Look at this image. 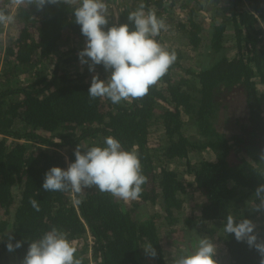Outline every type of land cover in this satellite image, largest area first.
Segmentation results:
<instances>
[{
  "label": "trees",
  "instance_id": "16d2710c",
  "mask_svg": "<svg viewBox=\"0 0 264 264\" xmlns=\"http://www.w3.org/2000/svg\"><path fill=\"white\" fill-rule=\"evenodd\" d=\"M121 1L105 30L132 28L127 16L143 3L167 25L156 39L176 60L142 99L113 104L88 95L92 76L105 80L110 73L80 63L86 38L71 6L38 11L0 0L15 13L10 33L0 25V264H22L31 241L52 227L68 234L82 264H171V252L174 258L180 250L171 237L192 221L209 228L204 232L216 245L217 264H260L257 250L225 233L224 225L228 216L249 219L257 242H264V211L252 207L264 184V160L252 156L264 151V0ZM177 4L188 10L186 20L171 17ZM206 8L208 27L197 12ZM200 47L206 50L196 52ZM192 55L208 64L184 67ZM232 123L237 129H225ZM108 136L124 150L138 149L147 177L138 200L93 187L83 189L76 206L71 192L42 188L46 171L74 162L77 145L103 147ZM191 190L203 196L195 210L187 201ZM9 236L22 246L8 251ZM149 242L154 258L143 249Z\"/></svg>",
  "mask_w": 264,
  "mask_h": 264
},
{
  "label": "clouds",
  "instance_id": "9594fccd",
  "mask_svg": "<svg viewBox=\"0 0 264 264\" xmlns=\"http://www.w3.org/2000/svg\"><path fill=\"white\" fill-rule=\"evenodd\" d=\"M61 3L73 8L75 22L86 38L84 49L78 53L80 63L87 64L90 72L96 65H102L110 73L105 80L92 76L88 88L90 99L107 98L113 104L142 99L175 62V51L156 39L161 30H167V25L156 16L154 9L145 10L143 3L127 16L132 28L129 23H122L105 30L109 16L105 0H10V5L17 8L34 5L38 11L46 5ZM8 8L0 7V25L15 23V13ZM104 145L87 148L77 145L74 162L69 163L66 170L54 166L46 171L42 188L47 192H71L76 206L82 203L78 196L84 193L83 189L93 187L124 201L138 200L142 185L147 182L138 149L124 150L120 141L112 136L104 139ZM260 159L264 160V151ZM255 196L259 204L253 202V209L264 211V184L256 188ZM30 204L36 211L40 210L37 200L30 199ZM255 227L249 219L237 222L233 216H228L224 232L254 247L261 257L260 264H264V242H257ZM67 235L52 227L41 238L31 241L22 264H82L75 255L77 248ZM12 239L9 236L6 244L10 252L22 246L21 241L13 244ZM143 249L150 257L157 254L151 242ZM215 255L216 245L203 237L191 250L185 248L181 255L172 258L171 264H217Z\"/></svg>",
  "mask_w": 264,
  "mask_h": 264
},
{
  "label": "rangeland",
  "instance_id": "374dc122",
  "mask_svg": "<svg viewBox=\"0 0 264 264\" xmlns=\"http://www.w3.org/2000/svg\"><path fill=\"white\" fill-rule=\"evenodd\" d=\"M105 2L108 6L109 14L112 15L113 17L116 16L118 14L120 6L122 5V1L121 0H105ZM127 2L129 3V0H127ZM190 2H192V0H187V3H190ZM125 3H126V0H125ZM13 7H14V5H13ZM207 9L208 8H206L205 12H200L199 9L197 11L200 15L199 18L206 21V27L209 26V23L211 21L210 9H208V10ZM187 11H188L187 9H185V8L179 6V4H177L173 8V11H172L173 14L171 17H173L174 19L176 18V19L186 20L188 18V12ZM4 27H5V31L7 33L11 32L10 27L8 25H4ZM163 40L165 41L166 38H163ZM178 46L181 48L182 51L186 52V47H184V45L179 43ZM205 50L206 49H204V47H200L196 52L202 53ZM187 54L191 55L192 53L190 54L187 52ZM231 54H232V51L228 50V55H231ZM192 58H193V60L191 62L190 61H184L183 62L184 67H187L188 65L201 66L202 63L204 65L208 64V60L206 58H200V57H197L196 55H192ZM201 155L205 158L213 159V157L209 151H204V153H202ZM202 156H199L198 158H201ZM196 158H197V156L195 157V160H196ZM184 163H185L184 161H179L177 165H178V167L183 169ZM191 191H192L191 194L187 197V201L191 205L190 209L195 210L196 204H197V199H201V198H203V196L201 193L197 192L196 190H191ZM188 215H190V214H188ZM194 215L195 216L198 215V212H194ZM253 220H255V218H253ZM205 229H209V228L206 227V228L202 229V228H200V225L198 223H195L192 221L190 223V225L187 226V230L184 233H182V234L179 233V235H173L171 237V244L176 245L178 248H180V250L176 251V254L174 256L176 257V256L181 255L185 248H188L189 250H191L194 247V245H196V243L199 241V239H201L203 237L208 238L209 235L207 232H204ZM171 256L173 258L172 252H171ZM144 262H145V264H147V263L152 264L147 259Z\"/></svg>",
  "mask_w": 264,
  "mask_h": 264
},
{
  "label": "crops",
  "instance_id": "0c3cea01",
  "mask_svg": "<svg viewBox=\"0 0 264 264\" xmlns=\"http://www.w3.org/2000/svg\"><path fill=\"white\" fill-rule=\"evenodd\" d=\"M257 88H258L259 90H262V89H263V86H262V85H258ZM233 127L237 128L233 123L230 124V125L227 124V126H225V129H227L228 131H232V132H233V130H232ZM242 146H243V145H242ZM251 154H252V153H251ZM260 154H261V150L258 149V150L256 151V153H253V154H252V156L260 157ZM240 157H241V158H243V157H244V158H249L248 155H244L243 153L240 154Z\"/></svg>",
  "mask_w": 264,
  "mask_h": 264
},
{
  "label": "flooded vegetation",
  "instance_id": "af4514ba",
  "mask_svg": "<svg viewBox=\"0 0 264 264\" xmlns=\"http://www.w3.org/2000/svg\"><path fill=\"white\" fill-rule=\"evenodd\" d=\"M241 158V157H240Z\"/></svg>",
  "mask_w": 264,
  "mask_h": 264
}]
</instances>
